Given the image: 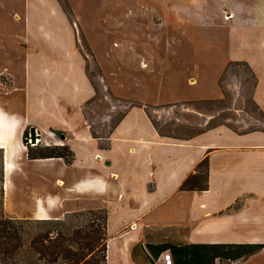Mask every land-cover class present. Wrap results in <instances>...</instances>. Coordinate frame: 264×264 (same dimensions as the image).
Returning <instances> with one entry per match:
<instances>
[{
  "label": "crops",
  "instance_id": "crops-1",
  "mask_svg": "<svg viewBox=\"0 0 264 264\" xmlns=\"http://www.w3.org/2000/svg\"><path fill=\"white\" fill-rule=\"evenodd\" d=\"M257 2L255 8L247 0H0L4 213L48 219L104 209L106 264H140L131 250L145 237L264 243V131L219 126L173 137L159 132L146 110L219 98L228 64L245 61L264 113V0ZM126 42L143 45L125 54ZM152 43L160 45L146 50ZM249 43L255 45L248 49ZM88 55L110 93L129 104L114 124L103 118V133L85 116L97 89ZM29 127L39 132L35 145H68L72 162L29 158L22 140ZM203 158L206 189H180ZM231 264H264V248Z\"/></svg>",
  "mask_w": 264,
  "mask_h": 264
},
{
  "label": "trees",
  "instance_id": "trees-1",
  "mask_svg": "<svg viewBox=\"0 0 264 264\" xmlns=\"http://www.w3.org/2000/svg\"><path fill=\"white\" fill-rule=\"evenodd\" d=\"M121 116V115H120ZM119 116V117H120ZM117 117L113 124L119 119ZM60 135L59 131H54ZM29 158L61 157L69 164L73 152L68 145H28ZM2 165V149L0 148ZM207 187V161L203 158L180 184V189L203 190ZM1 181V205H2ZM2 207V206H1ZM264 243H180L151 241L147 237L131 250L153 263L165 251L173 264H231L261 251ZM140 250V252H139ZM107 231L104 209H77L61 218H12L0 209V264H106Z\"/></svg>",
  "mask_w": 264,
  "mask_h": 264
},
{
  "label": "rangeland",
  "instance_id": "rangeland-1",
  "mask_svg": "<svg viewBox=\"0 0 264 264\" xmlns=\"http://www.w3.org/2000/svg\"><path fill=\"white\" fill-rule=\"evenodd\" d=\"M247 1L248 5L256 8L257 0ZM141 45L143 44L126 42L123 43L124 47L122 50L125 51V54H132L136 52L135 46L142 47ZM159 45L157 43L149 44L146 50H149V48L152 51L156 50V47ZM254 45L247 44L248 49ZM77 47L82 53L87 51L84 43L81 41L77 43ZM140 49L143 50L144 48ZM88 56L87 73L97 89L94 99L89 101L85 109V116L94 121L92 126L95 130L103 133L108 125L106 121H103V118L110 117L109 120L114 121L129 104L110 93L103 72L99 71L97 63ZM101 75H103V80L101 79ZM1 80L6 81L5 77H1ZM256 84V74L245 61L230 62L219 79L221 97L182 103L167 102L147 107V114L159 132L173 137H186L219 126H224L235 132L264 131V113L255 102ZM99 124H101V127L98 126ZM1 181L2 165L0 159V190ZM1 206L0 204V209L2 208ZM80 206V204H77L76 208ZM4 215L6 214L4 213ZM179 231L181 232V230ZM138 260L142 262L141 264H150L148 261L142 259V255L138 257ZM152 264L160 263L155 259Z\"/></svg>",
  "mask_w": 264,
  "mask_h": 264
},
{
  "label": "water",
  "instance_id": "water-1",
  "mask_svg": "<svg viewBox=\"0 0 264 264\" xmlns=\"http://www.w3.org/2000/svg\"><path fill=\"white\" fill-rule=\"evenodd\" d=\"M39 137V132H36L34 127H29L25 131L22 140L26 145H35L36 139H39Z\"/></svg>",
  "mask_w": 264,
  "mask_h": 264
},
{
  "label": "built area",
  "instance_id": "built-area-1",
  "mask_svg": "<svg viewBox=\"0 0 264 264\" xmlns=\"http://www.w3.org/2000/svg\"><path fill=\"white\" fill-rule=\"evenodd\" d=\"M38 139H36V142ZM159 257L161 258L160 264H173L170 253L168 251L162 252Z\"/></svg>",
  "mask_w": 264,
  "mask_h": 264
},
{
  "label": "bare ground",
  "instance_id": "bare-ground-1",
  "mask_svg": "<svg viewBox=\"0 0 264 264\" xmlns=\"http://www.w3.org/2000/svg\"><path fill=\"white\" fill-rule=\"evenodd\" d=\"M8 134V133H7ZM9 141H12V136H11V134H9L8 135V137H6V139H5V145H6V147H7V149H8V151L10 150V148H9V146H11V145H9ZM7 151V152H8ZM9 156V154L7 153V157Z\"/></svg>",
  "mask_w": 264,
  "mask_h": 264
}]
</instances>
